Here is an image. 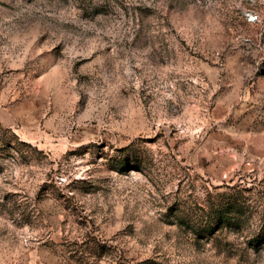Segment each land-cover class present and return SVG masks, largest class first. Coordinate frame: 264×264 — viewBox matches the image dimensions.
<instances>
[{"label":"rangeland","instance_id":"obj_1","mask_svg":"<svg viewBox=\"0 0 264 264\" xmlns=\"http://www.w3.org/2000/svg\"><path fill=\"white\" fill-rule=\"evenodd\" d=\"M0 264H264V0H0Z\"/></svg>","mask_w":264,"mask_h":264}]
</instances>
